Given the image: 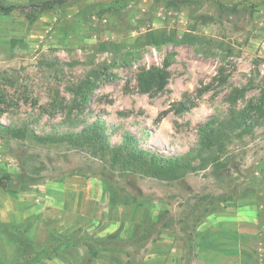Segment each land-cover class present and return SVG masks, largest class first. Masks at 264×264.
<instances>
[{
	"label": "rangeland",
	"instance_id": "rangeland-1",
	"mask_svg": "<svg viewBox=\"0 0 264 264\" xmlns=\"http://www.w3.org/2000/svg\"><path fill=\"white\" fill-rule=\"evenodd\" d=\"M44 1L22 11L30 20L18 35L0 31V208L30 224L23 232L0 223V264L43 258L33 241L40 222L57 246L82 253L74 264L101 250L114 264H176L173 238L179 264H264V0H64L41 9ZM157 69L165 86L142 89ZM232 113L246 115V127L226 131ZM95 122L103 143L33 136ZM11 127L28 135L14 139ZM201 127L221 130L217 143L203 147ZM128 138L136 149L186 156L187 169L159 176L113 162L111 147ZM121 210L127 223L105 227Z\"/></svg>",
	"mask_w": 264,
	"mask_h": 264
},
{
	"label": "trees",
	"instance_id": "trees-1",
	"mask_svg": "<svg viewBox=\"0 0 264 264\" xmlns=\"http://www.w3.org/2000/svg\"><path fill=\"white\" fill-rule=\"evenodd\" d=\"M63 1L64 0H46L41 3V9H50L54 5L61 4ZM28 6H30V4ZM26 7L27 6L4 5L3 3L0 2V10L3 13H9L10 11L15 9H19L20 11H25ZM26 16L30 20V15L28 13H26ZM164 40L173 41L168 39H164ZM165 76H166L165 72L162 69L153 70L148 72L145 77H142L139 83L141 88L144 90L152 88L153 86H155L157 89H162L166 84ZM246 88H247L246 86L242 88H235L233 90L235 97L242 95L246 91ZM245 116L246 115L243 116L242 113L240 116L236 113H232L228 119L222 122L221 126H224V128H226L225 129L226 131H228V129L232 131L234 128L240 127L242 125L246 127V122L244 120ZM208 126L209 125L207 124V127ZM102 129L103 128L100 126V124L95 122L92 126L83 128L79 132H75V133H65V134H61V136L60 135L37 136L36 134H33V136L40 141L67 140L78 146L95 145L97 143H103L105 141V137L103 135ZM7 130L9 132V135L14 139H23L28 135V130L24 127H11V128H7ZM220 132L221 130H218V128L215 129L210 127L209 128L201 127L199 133L201 135L200 137H201L202 146L210 147L214 143H217V141L220 139L221 136ZM128 142L130 143L128 144ZM110 151H111V159L113 162L128 163V164L138 163L142 166H146V165L152 166L154 172L159 176L173 175L178 171L187 169V165H188L186 164V159H185L186 156L164 157L150 150L136 149L132 147V140L130 138H128L126 144L122 146L111 147ZM100 241H104V239L100 238ZM60 248L61 247L57 246L56 242L52 240V243L48 247L37 248L38 250L37 254H42L44 255L42 257L46 258L48 256H52L56 254ZM93 254L95 255V252Z\"/></svg>",
	"mask_w": 264,
	"mask_h": 264
},
{
	"label": "crops",
	"instance_id": "crops-1",
	"mask_svg": "<svg viewBox=\"0 0 264 264\" xmlns=\"http://www.w3.org/2000/svg\"><path fill=\"white\" fill-rule=\"evenodd\" d=\"M31 1L32 0H0V2L3 3L4 5H15V6H28L31 3ZM0 14H1V18L4 19L2 20V23H3L2 28H0V31L3 34L8 33L9 35H18L19 30L21 31L20 26H22L25 23H26V26H28L29 24L25 13L22 14V11H20L19 9L12 10L8 14H3V13H0ZM15 18H16V21H15ZM76 200L77 202L75 203V209L77 210L79 209V207H77L78 197ZM24 207H25L24 210H27L29 206L28 207L24 206ZM118 212L119 210L115 209V211H112L110 216L113 217L114 214ZM16 213L17 211L13 210V208H10L8 206H4V208H0V223L10 222L12 226L14 224L15 229L21 228L23 232H26L27 229L30 227V224L28 225L24 222L23 228H22L19 222L13 220V216H16ZM120 216H121L120 218H116L115 220H110L111 222L107 224L105 227H108V226L116 227V225H119V224L122 225V224L127 223V219H124L126 215H122V210L120 211ZM5 217H8V219H5ZM135 221H139V219L137 218ZM141 221H144V220H141ZM93 222H95L99 227H104V225L106 224L105 220H101V219L93 221ZM128 223L130 226L132 224V220L129 221ZM49 227L51 228L50 225H47L44 222H40L39 225L36 227L34 231V235H33V241L37 248H46L52 243V238H51ZM123 233H124L123 235L127 237L128 235L131 234V228L127 229V231H124ZM107 236L114 237L113 234H107ZM171 243L172 245L169 248L168 254L174 260L173 261L174 263L179 264L180 255H181V254H178L179 252H177V250L180 249L179 245H177L175 238H173V241H171ZM218 245L219 243L215 241L209 245L210 247H207L205 252L201 249L197 253H200V255L201 253H203L202 255H204L208 251H213L212 249L214 248L217 249L218 247H220ZM100 252H99V258L92 261L91 264H114L113 261L117 260L113 254H110L107 251L101 250ZM81 254H77V247H75V245H69V246L61 247L56 254L52 255L49 258L48 257L42 258L41 260L37 261V264H74L75 261L78 260V257H80ZM206 260L207 259H205V261Z\"/></svg>",
	"mask_w": 264,
	"mask_h": 264
},
{
	"label": "water",
	"instance_id": "water-1",
	"mask_svg": "<svg viewBox=\"0 0 264 264\" xmlns=\"http://www.w3.org/2000/svg\"><path fill=\"white\" fill-rule=\"evenodd\" d=\"M0 183H1L2 185H5V184H6L5 179H2V180L0 181Z\"/></svg>",
	"mask_w": 264,
	"mask_h": 264
}]
</instances>
